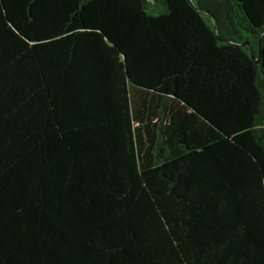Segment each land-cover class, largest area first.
I'll return each mask as SVG.
<instances>
[{
    "label": "trees",
    "instance_id": "trees-1",
    "mask_svg": "<svg viewBox=\"0 0 264 264\" xmlns=\"http://www.w3.org/2000/svg\"><path fill=\"white\" fill-rule=\"evenodd\" d=\"M0 264H264V0H0Z\"/></svg>",
    "mask_w": 264,
    "mask_h": 264
},
{
    "label": "water",
    "instance_id": "water-1",
    "mask_svg": "<svg viewBox=\"0 0 264 264\" xmlns=\"http://www.w3.org/2000/svg\"><path fill=\"white\" fill-rule=\"evenodd\" d=\"M199 9H201V10H203V11L207 12V13H210V11H209V10H207V9H202V8H199ZM258 60H260V58H259Z\"/></svg>",
    "mask_w": 264,
    "mask_h": 264
}]
</instances>
